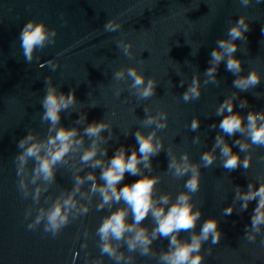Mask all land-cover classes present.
I'll use <instances>...</instances> for the list:
<instances>
[{"label":"water","instance_id":"obj_1","mask_svg":"<svg viewBox=\"0 0 264 264\" xmlns=\"http://www.w3.org/2000/svg\"><path fill=\"white\" fill-rule=\"evenodd\" d=\"M240 15L250 19L247 39L236 41L239 50L235 55L244 62L242 74L255 69L264 76V33L261 31L264 4L242 7L240 0H0V264H72L73 253H79L75 264H85L89 259L85 253H90L92 259L99 258V238L95 231L102 218L114 210L106 207L97 211L99 194L89 193L90 182H85L81 191L88 195L78 194L76 199L90 207L86 216L73 219L55 238L43 232V224L36 230L27 228L36 210L51 206L58 197L71 192L76 175L94 172L99 177L100 174V169L79 162L80 153L92 142L84 137V144L70 156L69 162L56 166L54 181H38V185L46 189L38 202L31 197L37 185L28 184L27 199L18 191L15 156L19 152V140L28 132L35 133L41 141L53 134L49 132V122L42 120L40 102L46 91V78H51L58 91L68 93L75 89L77 102L61 113L60 125L77 128L83 135L88 122L109 123V129L101 133L106 139L101 141L100 148L108 149L105 160L121 145L129 151L138 148L136 130L147 135L155 129L154 125L143 123L146 117L167 112L168 128L157 131L164 150L153 157L151 168L142 171L161 178L156 186L157 196L169 194L174 201L185 191L184 183L189 177L173 174L168 167L169 152L177 158L188 153L192 163H200L201 153L215 142L219 129H212L210 125L219 124L222 117L216 115V109L227 97H236L237 105L239 98L247 99L248 107L235 109L242 115L252 110L264 111V81L248 92H239L232 86L236 77L221 62L215 82L206 83L211 52L217 47V41L228 39L227 31ZM32 19L56 29L57 36L54 44L38 50L29 63L22 54L19 34ZM110 19H116L122 27L116 32H106L104 25ZM127 43L132 47L125 54L122 45ZM48 61L59 67L53 71ZM39 64H44L43 69ZM131 67L157 81L154 96L141 100L127 76L113 79V73ZM194 77L199 78L201 96L185 103L181 96ZM117 90L119 97L114 95ZM258 94L260 99H257ZM84 113H87V121H79ZM193 117L201 121L197 131L188 128ZM196 136L200 137L199 143H193ZM226 139L233 144L235 139L244 137L237 134ZM233 151H238V147ZM252 152L253 164L248 170L238 168L228 172L223 169L218 149L216 163L201 168V188L192 195V202L203 213L195 231L199 232V225L205 220L216 218L222 232L219 244L212 245L210 240L204 244V264H264L261 237L255 243H248L244 237L256 202L241 211L240 202L233 199L237 185L246 191L249 182H255L258 177L264 179V160L259 159L264 156V147L253 146ZM34 166L35 162L30 160L25 169L28 180ZM81 167L83 171L78 173L76 169ZM137 179L139 177L126 173L121 186ZM230 204L235 205L236 211L224 216L223 208ZM122 206L123 202L115 208ZM27 209L33 211V216L26 220ZM142 224L151 229L154 221L149 216ZM85 230L89 232L87 238L83 235ZM189 235L182 231L180 237L188 239ZM85 239L88 248L81 250ZM167 246L166 238L152 245L157 251H164ZM210 247L212 254L208 255ZM132 255L135 264H159L156 255L142 257L138 252ZM103 260L104 264H112L107 256Z\"/></svg>","mask_w":264,"mask_h":264},{"label":"clouds","instance_id":"obj_2","mask_svg":"<svg viewBox=\"0 0 264 264\" xmlns=\"http://www.w3.org/2000/svg\"><path fill=\"white\" fill-rule=\"evenodd\" d=\"M242 7L264 4V0H240ZM250 19L247 15H240L239 19L232 24L227 31L228 39L217 41V47L211 52V66L206 69L205 75L209 78L206 83H214L216 73L221 62L225 63L226 70L236 78L232 86L239 92H248L256 88L264 81L262 74L252 69L244 73L243 61L235 54L239 50L236 41L247 39L246 33L250 31ZM122 24L116 19H110L105 25L106 32H116ZM264 33V28L261 29ZM57 36L56 29H50L43 21L29 20L22 27L19 40L22 54L26 62L31 63L35 53L42 50L47 44L55 43ZM121 45H118L120 47ZM123 51L128 54L131 50V43L123 44ZM225 57L227 59L225 60ZM48 66L55 71L59 65L53 61L47 62ZM44 64H39L43 69ZM125 76L132 81L131 87L136 90V96L141 100H147L155 95L158 86L157 81L145 77L138 69L131 67L127 70H119L113 73V79L121 80ZM47 85L45 94L41 100L43 108L42 120L50 124L49 132L53 133L46 140H39L33 132H28L18 142L19 152L15 156L16 176L18 191L24 199L30 195L28 184L37 185L31 193L33 201L38 202L42 189L38 181L51 182L56 177V166L61 163H68L70 156L78 152L84 144V137L91 139V144L79 155L81 165H88L92 169H100L99 177L94 172L86 175H76L75 184L67 196L58 197L51 206L39 208L35 211V217L27 224L29 230H36L43 224V232L57 237L62 229L69 225L73 219L86 216L90 211L87 203L81 204L76 199L77 195H88L81 191L85 182H90L89 193L99 194L100 202L96 205L97 211L106 207L111 210L105 215L95 234L99 238V258L92 259L90 253H85V264H104L103 257L107 256L112 264H135L134 253L140 256L156 255L159 264H204L205 253L202 248L206 242L211 241L212 245L219 244L222 232L219 228V220L209 218L199 225V232L195 229L202 216V211L192 202V195L199 192L201 188V168H209L216 163V151L219 150L222 158L221 167L228 172L238 168L248 170L253 164V146L264 147V111H249L242 115L235 109L248 107L247 99L236 97L225 98L216 109V115L222 117L219 124L210 125L212 129H219L215 142L209 150L201 153L200 163H192L188 153L179 158L169 152L168 167L177 177L188 176L184 183L185 191L179 193L175 200L169 194L156 195V186L161 178L153 175L143 174L142 169L152 167L153 157L158 156L164 150V142L157 137L158 130H164L169 126L167 112H159L154 116H147L143 123L147 126H155V129L145 135L139 129L134 133L138 148H129L121 145L107 160L108 149L100 148L101 141L106 138L101 133L107 131L109 123L104 120L88 122L83 129V135L77 128H66L60 125L61 113L73 106L77 100L75 89L68 93L58 91L52 85L51 78H46ZM181 86L183 82L181 81ZM114 95L120 96L119 90ZM201 96L200 81L194 77L190 86L182 94L181 98L185 103L197 100ZM261 97L257 95V99ZM95 107V104L92 105ZM79 121H87V113L79 117ZM199 117H193L188 125L189 130L197 131L200 128ZM239 134L244 139H235L233 144L227 142V138ZM200 137L193 138V143H199ZM238 147V151H233ZM241 154H244L243 156ZM264 160V156L259 157ZM32 160L35 166L31 169V179L26 177L25 169L28 162ZM76 171L82 172L83 168ZM139 177L131 184H123L125 174ZM101 183H97V181ZM235 201L240 202V210L246 211L250 203L255 201L256 206L252 211L250 224L245 227V239L248 243H255L261 237L264 243V179L259 177L255 182L247 184V190L236 186ZM123 202V206L115 208V205ZM236 211L235 205L230 204L223 208V215L229 216ZM33 216V211L27 209L25 219ZM131 216V222H129ZM151 216L154 226L149 229L143 226L142 222ZM189 232L188 239H181V232ZM84 237L89 236L88 230L83 233ZM160 238L168 240L167 249L157 251L152 245ZM79 239V237H77ZM81 250L88 248L87 239L80 245ZM126 249V250H125ZM207 254H212V248L207 249ZM79 253H73L72 264Z\"/></svg>","mask_w":264,"mask_h":264}]
</instances>
